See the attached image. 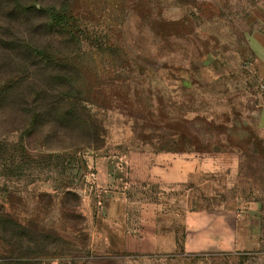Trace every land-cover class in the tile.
<instances>
[{"label":"rangeland","instance_id":"1","mask_svg":"<svg viewBox=\"0 0 264 264\" xmlns=\"http://www.w3.org/2000/svg\"><path fill=\"white\" fill-rule=\"evenodd\" d=\"M116 207L174 248L110 242ZM206 215L255 244L186 248ZM0 264H264V0H0Z\"/></svg>","mask_w":264,"mask_h":264},{"label":"crops","instance_id":"2","mask_svg":"<svg viewBox=\"0 0 264 264\" xmlns=\"http://www.w3.org/2000/svg\"><path fill=\"white\" fill-rule=\"evenodd\" d=\"M107 181L108 193L117 194L129 186V173L125 172L123 175L122 169L116 166L112 171H109ZM112 215L114 217L110 224L109 241L115 243L124 251L140 253L174 248L173 232L168 235L160 227V218L166 214L147 210L141 213L140 220L137 223L132 222L133 220L129 218L124 220L121 210H118L117 207L112 210ZM171 215L175 216V213L172 212ZM253 217L254 215L241 217L239 224H236L235 227L227 216L219 220L216 216L206 215V221L211 223L206 224L208 227L205 228L202 225H189L184 237V246L190 249L228 250L249 247L251 242L254 245L255 236L259 234V223L256 224ZM250 219H252L253 224L252 232L247 225ZM251 237L252 241L250 240Z\"/></svg>","mask_w":264,"mask_h":264}]
</instances>
